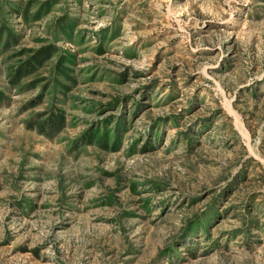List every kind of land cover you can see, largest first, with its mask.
<instances>
[{"label":"rangeland","instance_id":"rangeland-1","mask_svg":"<svg viewBox=\"0 0 264 264\" xmlns=\"http://www.w3.org/2000/svg\"><path fill=\"white\" fill-rule=\"evenodd\" d=\"M0 264H264V0H0Z\"/></svg>","mask_w":264,"mask_h":264}]
</instances>
